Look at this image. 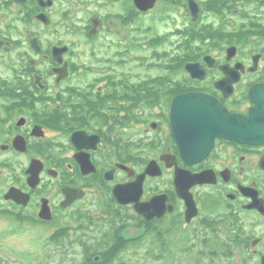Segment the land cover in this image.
Segmentation results:
<instances>
[{
	"label": "flooded vegetation",
	"instance_id": "flooded-vegetation-1",
	"mask_svg": "<svg viewBox=\"0 0 264 264\" xmlns=\"http://www.w3.org/2000/svg\"><path fill=\"white\" fill-rule=\"evenodd\" d=\"M160 24L165 32L156 34ZM128 25L134 30L128 46L140 67L149 45L153 59L160 57L159 45L166 44L169 55L173 33L181 37L179 51L198 46L200 57L184 64L181 79L157 74L133 80L127 65L108 68L112 60L127 61ZM141 31L153 38L147 46ZM113 47L118 50L108 56ZM169 56L173 64L175 55ZM153 63L159 68L160 61ZM189 63L201 66L203 78L186 70ZM190 93L213 102L209 132L191 133L196 138L190 143L204 156L193 165L181 155L170 111L175 98ZM230 115H254L250 139L258 144L226 134L225 123L236 124L235 136L245 132ZM202 118L183 120L198 125ZM208 139L212 146L202 151ZM152 162L161 175L144 178L139 201L164 196L166 212L148 222L134 203L116 202L113 189L133 188ZM177 170L202 176L200 183L184 178L179 184L196 202L198 214L190 221L177 194ZM36 173L34 186L29 180ZM163 179L158 191L155 184ZM65 189L85 195L64 208ZM9 193L27 204L8 199ZM93 194L112 207L104 210L108 216L117 208L128 216L118 213L109 222L111 234L145 228L160 239L159 224L167 219V233L175 224L192 229L190 239L209 242L207 253L226 264H264V0H0V205L29 210L37 224L61 231V213ZM43 205L50 220L39 217Z\"/></svg>",
	"mask_w": 264,
	"mask_h": 264
},
{
	"label": "rangeland",
	"instance_id": "rangeland-1",
	"mask_svg": "<svg viewBox=\"0 0 264 264\" xmlns=\"http://www.w3.org/2000/svg\"><path fill=\"white\" fill-rule=\"evenodd\" d=\"M78 13L77 15H81ZM76 15V17H77ZM140 27L144 26L141 22ZM146 26V25H145ZM144 26V27H145ZM127 30L131 32V36L125 40V49H128L129 55L122 60H112L108 68L117 70L118 66L122 64L127 65L128 72L132 75L133 80H152L157 74L161 77H176L181 79L184 64L189 59H195L200 53L202 48L198 51L196 46L188 54L179 51L178 42L181 37L173 33V36L168 37L172 42V49L169 55L174 57L175 62L168 64L170 56L164 53L166 44L158 46V53L160 57L150 55V51H154L153 46L149 45V39H153L147 34H142V45L149 47L145 48L141 54L145 61L143 66H138L139 60L133 57V52L136 50L128 46V42L132 40L134 30L133 26H126ZM166 27L161 24L158 25L156 34L165 32ZM77 29V37L83 36ZM127 30H123L127 32ZM143 32H147L146 30ZM140 34V31H138ZM75 35V36H76ZM158 40L163 39L157 38ZM183 46V44H181ZM129 47V48H127ZM114 48V47H113ZM156 49V47H155ZM204 49V48H203ZM114 50L109 49V55H112ZM205 50V49H204ZM118 55V54H117ZM107 56V55H106ZM124 56V54H122ZM120 56V57H122ZM125 57V56H124ZM115 58V56H112ZM80 60H84L80 58ZM96 60V59H95ZM104 62V58L101 59ZM153 61H160L159 68L153 66ZM95 64L101 67H106V63H101L98 60ZM141 62H139V65ZM119 75V74H117ZM85 79H88L87 77ZM166 185V179L157 182L156 189L161 191V188ZM93 198L83 200L78 205L73 206L66 212H62L63 226L62 230L58 231L55 226H47L37 224L33 217H30L29 210L24 211L7 205H0V210L9 211V214L3 213L4 217H0V264H226V258L213 257L207 253L209 242H201L200 239L193 242L190 236H193L192 229L184 228V225H174V229L167 233L168 221L167 219L159 224L161 230V239L165 242L162 243L157 236L149 233L143 236L142 231L138 229H128L116 235V239L111 235L109 230V222L116 220L118 213L126 215L123 210H118L116 215L115 211L108 216L112 207L109 208L105 199L90 195ZM104 210H107L105 214ZM129 214V212H128ZM1 215V214H0ZM30 217V219H29ZM81 217H83L82 220ZM128 217V216H127ZM37 220L38 217H37ZM64 233L60 235L61 233ZM112 236L110 241L106 240ZM122 234V235H121ZM60 235V236H59ZM124 238H123V237ZM139 236V240H131L130 242L124 239L129 237ZM170 239V241L167 240ZM137 241V242H132ZM106 245L110 244L112 247L117 248V255L114 260L108 261L104 257L103 252ZM109 245V246H110ZM108 246V247H109ZM91 248V251H89ZM108 249V248H107ZM96 250V251H94ZM88 253V254H87ZM100 256V261L96 257ZM107 257L111 258V252ZM235 262V259L230 263Z\"/></svg>",
	"mask_w": 264,
	"mask_h": 264
},
{
	"label": "water",
	"instance_id": "water-1",
	"mask_svg": "<svg viewBox=\"0 0 264 264\" xmlns=\"http://www.w3.org/2000/svg\"><path fill=\"white\" fill-rule=\"evenodd\" d=\"M139 7L142 8L141 4H139ZM186 70L191 73V75L194 78H203L202 76V69L200 65L197 64H191L189 63L186 65ZM213 104L212 99L209 98L208 96L204 94H193L190 93L189 95H181L178 98L174 99V102L171 106V122L173 123V133L174 137L180 144V152L181 155L183 156V159L186 163L192 164L197 163L198 161L202 160L204 156H200V152H197V149L194 148L196 144L190 143L192 140L196 138V136L191 135L192 131L194 132H199L203 133L209 132L210 127H211V122H208L206 116L212 113L210 109L208 108L209 105ZM202 116V123L200 124H195V121H184V118H192L195 116ZM229 119H232L233 121H239L240 125L243 127L245 132H239L236 134V136L233 134V132H236L232 129V127L236 124L232 123H225L223 126L224 131H226V134H230L233 139H238L246 143H254L258 144L257 141H253L250 138L255 135L254 131V115L252 117L244 119L239 116H229ZM217 129V127H216ZM229 130V131H228ZM233 130L232 132H230ZM182 132V134H181ZM186 132L189 133V135H186ZM241 137V138H240ZM245 138V139H244ZM181 141V143H180ZM208 141V143H206ZM260 142V141H259ZM202 143V141H201ZM210 139L206 140L204 143L201 145L202 151L205 149L211 148L212 144H210ZM208 144V145H207ZM195 150V151H193ZM85 172V170H84ZM182 171L177 170L176 171V186L178 188V196L181 199H185L186 201V206H187V212H186V220L190 221L192 218L195 217V215L198 214V210L196 208V203L194 199L192 198L191 194H186L182 193L180 186V182L186 178L188 182L194 183H200L202 176L201 175H194V176H183L181 173ZM31 173V172H30ZM39 173V172H38ZM36 173L32 176H30V182H33L35 184L34 186L38 185L39 181V174ZM87 173V172H85ZM153 176V177H159L161 175V168L156 166L155 162H152L149 164L148 168L146 169L145 173L142 174L141 176L138 177V181L134 183V187L132 188L131 186H116L113 191H114V197L117 202H119L122 205H128L129 203H134L135 204V210L136 212L140 213L142 216L146 218L147 221H151L155 217L162 218V216L165 214V210L163 209V200H161V197H154L150 200L148 203H140L139 197L142 194V183L145 180L144 178L146 176ZM111 174L106 175V179L109 180L111 179ZM64 193L66 194V199L63 201L62 205L63 207L67 208L72 205V202L77 199L83 198L85 195V192L78 191V190H70V189H65ZM8 199H17L19 204L26 205L27 201L20 200L17 196H14L13 193H9L7 195ZM48 210V209H47ZM45 209V206L43 205L39 216L42 217L43 219L50 220L51 216L48 215V211ZM171 210V209H169ZM50 214V213H49ZM134 238H139V236H134Z\"/></svg>",
	"mask_w": 264,
	"mask_h": 264
},
{
	"label": "trees",
	"instance_id": "trees-1",
	"mask_svg": "<svg viewBox=\"0 0 264 264\" xmlns=\"http://www.w3.org/2000/svg\"><path fill=\"white\" fill-rule=\"evenodd\" d=\"M62 234H64L63 232L60 234V235H62ZM59 235V236H60ZM112 236H113V238L114 239H116V232H114L113 234H111ZM112 236L111 237H109L107 240H106V243H107V241H110L111 239H112ZM131 241V239H129V240H127V242H130ZM134 242V241H133ZM110 244H108V245H106L105 244V246H106V249L103 251V252H101V253H104L105 251H106V253H104L103 255H104V257H105V259H107V262L108 261H112V260H114L115 259V257H116V255H117V248L118 247H112V245H110ZM109 246V247H108ZM108 248V249H107ZM89 251H91V248H90V250ZM94 251H96V250H94ZM110 252H111V258H109V257H107L106 255H109L110 254ZM88 254V253H87Z\"/></svg>",
	"mask_w": 264,
	"mask_h": 264
}]
</instances>
